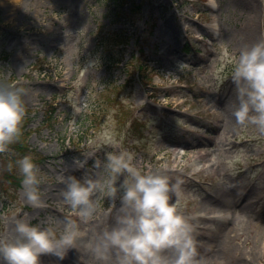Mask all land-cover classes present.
<instances>
[{"label":"rangeland","instance_id":"rangeland-1","mask_svg":"<svg viewBox=\"0 0 264 264\" xmlns=\"http://www.w3.org/2000/svg\"><path fill=\"white\" fill-rule=\"evenodd\" d=\"M117 31L127 44L102 43ZM261 38L264 0H0V81L24 88L21 126L43 201L28 202L21 179L4 174L12 147L0 152V238H11L21 217L62 227L72 215L80 228L72 257L44 253L41 264H115L114 254L101 260L92 248L118 197L97 193L98 218L81 222L60 193L69 171L79 176L94 159L126 150L141 170L166 162L172 180L182 178L173 200L196 241L219 249L197 242L200 264H264V133L236 122L231 79L239 50ZM73 157L86 158L84 167Z\"/></svg>","mask_w":264,"mask_h":264},{"label":"clouds","instance_id":"clouds-1","mask_svg":"<svg viewBox=\"0 0 264 264\" xmlns=\"http://www.w3.org/2000/svg\"><path fill=\"white\" fill-rule=\"evenodd\" d=\"M183 64L178 62V69ZM231 79L238 101L232 110L236 122L264 133V38L239 50ZM23 93L22 86L0 81V152L7 151L21 134L26 112ZM132 160L126 150L108 152L103 161L94 159L81 175L69 171L64 177L60 194L81 222L98 218L97 193L119 199L113 223L96 234L92 251L101 260L114 254L115 264H200L194 226L173 200V195L180 194L182 178L173 181L166 162L141 170ZM73 162L83 168L86 158L73 157ZM15 163L28 202L42 206L38 165L29 154ZM79 231L72 215L62 218V227L18 218L13 236L0 238V264H41L44 253L63 259L75 247Z\"/></svg>","mask_w":264,"mask_h":264},{"label":"trees","instance_id":"trees-1","mask_svg":"<svg viewBox=\"0 0 264 264\" xmlns=\"http://www.w3.org/2000/svg\"><path fill=\"white\" fill-rule=\"evenodd\" d=\"M133 8L135 10H139L140 7L138 5H135L133 6ZM128 39L129 37L126 35V33H124V31H117V32H112L111 33V37L110 39H108V41L106 42H102L104 45L105 43L107 45H112V46H119V45H125L128 43ZM121 63V60H118L117 61V64L119 65ZM144 67V63L143 62H140L139 63V66H138V70H139V73L138 76H139V80L141 82V80L143 81L144 80V73L141 72V70L143 69ZM27 113H25L26 115ZM25 117L23 118V121H25ZM22 128V131H21V134L19 136V138L10 145V147H12V153H6L4 156H7L5 157V166H4V174L6 175V177L10 180V179H14L15 177H18V180L17 182L19 183L20 179H22V176L21 174L18 175L17 172L18 170H15V168L17 167L15 161L19 158V157H22L23 155H26V154H30V149L29 147H27L26 145V142L24 141V137H25V132L23 131V127L21 126ZM33 152V151H32ZM10 154V155H9ZM16 155V156H14ZM36 155V154H35ZM32 157V156H31ZM10 159V160H9ZM33 159V157H32ZM34 160V159H33ZM9 165H11V167H9ZM11 181V180H10ZM1 185V184H0Z\"/></svg>","mask_w":264,"mask_h":264},{"label":"bare ground","instance_id":"bare-ground-1","mask_svg":"<svg viewBox=\"0 0 264 264\" xmlns=\"http://www.w3.org/2000/svg\"><path fill=\"white\" fill-rule=\"evenodd\" d=\"M241 200V197H236L234 200H233V202H234V204H238L239 203V201ZM232 202L231 203H229V204H225V209L224 210H221V211H224L223 213L221 212V214L223 215H221L222 216V218H224L223 220H224V222L226 223V221L227 220H225V219H227V217H228V215L230 214V211H231V206L232 205H234ZM212 217H214V215H201V217L199 216V217H197V218H201V219H203L205 222L206 221H210V219L212 218ZM222 220V221H223ZM222 221H221V226H223L222 225ZM206 227H205V229H207V231H209V230H211L212 229V227H210V225H205ZM215 231L217 230V228H218V226H215ZM195 230V229H194ZM195 232L196 233H198V231L197 230H195ZM199 244H201V245H206V243L207 244H209L210 246H217L216 244H214L213 245V243H212V241H210L209 243H208V241H205V239L203 240L202 239V236L200 235L199 236V239H198V241H197ZM216 250H215V252L217 253L218 251H217V249H218V247H216L215 248ZM219 250V249H218ZM72 253H68V252H66V255L64 256V258L62 259V260H65V259H69V258H71L72 257V255H71ZM45 264H56L55 262H53V261H48V260H46L45 261Z\"/></svg>","mask_w":264,"mask_h":264}]
</instances>
